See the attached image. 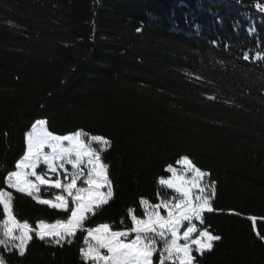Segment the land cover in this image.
Listing matches in <instances>:
<instances>
[{"label": "trees", "instance_id": "16d2710c", "mask_svg": "<svg viewBox=\"0 0 264 264\" xmlns=\"http://www.w3.org/2000/svg\"><path fill=\"white\" fill-rule=\"evenodd\" d=\"M37 121L106 146L111 198L63 242L36 228L70 207L6 184ZM183 158L210 193L193 223L215 239L192 263L264 264V0H0V193L31 231L20 253L0 204L2 264H90L85 231L132 237Z\"/></svg>", "mask_w": 264, "mask_h": 264}, {"label": "rangeland", "instance_id": "374dc122", "mask_svg": "<svg viewBox=\"0 0 264 264\" xmlns=\"http://www.w3.org/2000/svg\"><path fill=\"white\" fill-rule=\"evenodd\" d=\"M106 149L100 138L85 142L79 133L50 134L45 122H35L25 135V153L6 179L7 187L30 195L41 205L66 210L65 222L39 223L36 236L63 242L75 235L93 209L111 198L100 154ZM159 184L175 196L155 206L143 205V219L131 218L132 237L110 232L102 225L85 231L83 259L90 264H193L192 252L201 254L215 240L193 223L209 211V189L204 175L183 158L167 169ZM7 219V239L20 253L31 239L27 227L9 215V200L0 193ZM0 264H2L0 262Z\"/></svg>", "mask_w": 264, "mask_h": 264}]
</instances>
